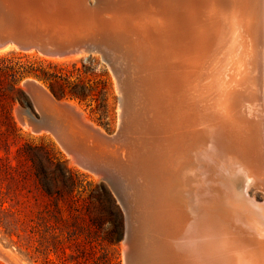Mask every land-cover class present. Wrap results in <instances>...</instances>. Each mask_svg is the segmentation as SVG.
I'll return each instance as SVG.
<instances>
[{
    "label": "bare ground",
    "instance_id": "1",
    "mask_svg": "<svg viewBox=\"0 0 264 264\" xmlns=\"http://www.w3.org/2000/svg\"><path fill=\"white\" fill-rule=\"evenodd\" d=\"M97 1L102 5V0ZM144 2V5L132 14L145 16L143 23L149 28H154L152 40L155 39L153 43L157 44V52L165 54L168 59L167 75L161 73L164 79H158L157 82L159 90L167 89L169 93L170 127L167 131V139L170 142L165 152L168 157L170 190L166 192L174 201L171 203L174 207L167 230L173 234L176 243L181 241L182 251L175 252L174 256L172 253H167V259L164 254L166 264H199V261H202L201 264H264V204H259L248 196V190L252 186H260L264 191V0H145ZM86 13L90 17L88 10ZM76 15L78 18H83L80 14ZM54 16L58 24L59 21L75 18L66 13H57ZM0 18L2 21H7L4 15ZM39 19L41 22L44 20ZM86 34H89V30ZM30 40L37 42L34 37ZM79 43L80 45H77L79 51L76 54L65 55V59H75L78 55L90 51L89 43ZM94 46L100 50V46L103 45L96 43L93 44ZM12 49L17 48L7 46L1 48L0 53ZM24 85L29 90V92L25 90L26 94L31 96L35 105L37 103L38 107L42 106V108L47 105L51 110L47 114L43 108L45 114H42V121L34 119L31 123L34 130L37 133L51 132L62 148L73 156L76 164L85 170L105 179L104 173L94 168L108 169L110 185L124 200L123 205L128 218L129 231L125 240L124 255L143 264V257L140 253L137 254L138 248L133 249L130 244L135 238L133 237L131 241L130 239L135 233L132 230L133 217L137 212L144 222L147 217L148 224L151 223L148 219L151 210L147 207L146 213L143 212L141 203L148 199L154 200L155 193L158 192L154 184L155 178L157 180L159 175L156 166L157 157L153 159L151 157L147 162L145 160L147 168H150L148 164L153 161V168L148 172L142 167L144 160L136 159L131 164L128 162L131 170L140 173L139 181L144 183L136 198L134 209L129 201L128 176L126 177L121 167L119 172L115 173L116 164L120 162L115 159L107 160L113 156L109 154V158L104 157L83 141L82 145L77 143L76 137L70 132L67 123H71V118L83 131L94 134L92 129L97 130L84 119L83 113L73 104L57 103L53 106L56 103L54 98L35 81H28ZM199 86L209 91L208 100L211 109H214L212 118L208 115L210 118L205 119L206 114H203L205 109L199 110V103L196 102L202 94ZM170 102H173V105ZM171 106L179 107L182 111H172ZM127 114L129 115L128 112ZM25 116L27 115L19 113L23 124L27 123ZM125 116L123 115L122 120L126 127L129 119L127 118L126 124ZM133 124H135L133 126L137 125L135 122ZM124 132L121 139L115 137L111 142L96 137L106 145L112 146L113 143L119 145V142H123ZM75 144L80 146L75 147ZM117 175L122 177V182L127 186V189L123 188L122 194L112 185L116 183ZM156 205L154 202L153 206ZM153 217L155 221L158 212H154ZM222 218L227 222H223L224 226L219 224ZM1 248L0 259L7 264H25L18 257Z\"/></svg>",
    "mask_w": 264,
    "mask_h": 264
},
{
    "label": "rangeland",
    "instance_id": "2",
    "mask_svg": "<svg viewBox=\"0 0 264 264\" xmlns=\"http://www.w3.org/2000/svg\"><path fill=\"white\" fill-rule=\"evenodd\" d=\"M71 1L75 7L80 6L78 0ZM87 1H84V5L80 8V10L84 11V14H80L83 18H78L76 14H73L74 19H65L59 21V24L72 21V23L76 22L74 25L76 32L84 30L85 33H88L89 30V34H86L88 37L83 35L86 38L74 44L77 46L80 45L79 42L89 43L88 46L90 47L91 45L90 49H88L90 50L89 52L69 60L64 57L65 60L63 58L46 57L36 52L23 53L17 49L0 53V70L7 71L6 75H9V77H1L0 75V89L4 93H9L14 102L13 116L19 130L18 135L15 137L0 136V210L5 209L9 212V214L0 212V248L2 247L1 249L5 250V252L9 251L25 264H103V247L99 246L100 242L98 241L99 245H96L95 243L90 244L89 241L92 237L98 240L110 237L119 243L110 248L104 245L105 252L118 264H125L126 245L124 236L127 226L126 218L111 190L103 182L105 180L104 177L93 174L77 165L73 156L62 148L51 132L33 133L32 129L34 130V127L31 123L34 119L37 120L34 116L36 111L32 107L21 106L22 96L10 89L12 81V77L10 78L11 73L8 72L10 68H14V70L24 74V72L26 73L27 70L33 67L50 75L45 77V81H39L32 76L22 80L20 88L24 91L29 92L24 85L26 82H37L54 98L53 100L56 103L53 106H56L57 103L75 105L83 113L84 119L103 134L106 133L112 136L117 133L119 125L124 127L123 142H119V145L118 143H113L111 146L101 142L94 134L83 131L73 118H71L72 124L70 122L67 123L70 132L76 137L77 143L79 142L82 145L85 142L87 146L95 148L92 149L93 151L100 152L104 157L113 156L109 159L106 158L107 160L115 159L120 162L116 164L115 173L119 172V167H121L126 177L128 176L127 180L130 184L129 201L134 209L136 207V198L144 183L139 181L140 173L131 170L129 163H134L136 159L144 160L142 167L148 172L150 168H153V161L148 164L150 168H147L145 160L147 162L151 157V159L157 157L158 165H155L159 175L157 180L155 178L154 184L158 192L155 193L154 200L148 199L141 203L143 212L146 213V210H148L146 208H150L151 213L148 215V219L151 223L148 224L147 217L144 222L138 215V210H135L137 214L133 217L132 229L135 233H133L134 236L132 234L130 241L133 240V237L135 239L130 244L133 249L138 248L137 254L139 255L140 253L143 257V264H166L164 254L167 259V253H172L174 256L175 252L181 253L182 251L181 241L179 240L176 243L173 234H170L167 230V226L172 219L174 207L171 204L174 201L166 192L170 190L168 157L165 152L167 145L169 146L168 142H170L167 139V131L170 127L169 93L167 89L161 88L159 90L160 87L157 82L158 79H164V75H161V73L166 74L168 72V59L165 54L157 52V44L153 43L155 39L152 40L154 28H149L144 24L145 19L143 17L145 16L143 14L140 16L132 14L144 5L145 0H102V5L97 0H91L90 4ZM94 3L99 4L100 8L102 7L101 9L104 10L102 15H95ZM113 7L114 9H112ZM85 8L88 10L90 17H88ZM117 12L118 14H116ZM54 15L53 19L56 21ZM59 18L62 17L59 16ZM92 18L95 22H93ZM103 18L105 19L103 20ZM77 20L79 21L78 24ZM39 21L41 22L40 19ZM93 23L96 24L94 25ZM63 28L67 31L66 27ZM116 29H119V31ZM96 43L103 45L100 46L102 52L100 50H91L93 44ZM149 70L151 71L149 72ZM39 75L43 77V75ZM198 88L202 91L198 98L199 101L196 99V102L199 103V110H206L203 112V114H206L205 119L210 118L208 115H211L212 118L214 109H211L208 100L209 96L207 93L209 91L207 89L205 91L200 86ZM53 94H56L60 101ZM170 103L173 105V102ZM36 107L41 115L45 114L43 108H45L47 114L51 111L47 105L42 108V106L38 107L36 103ZM201 107L203 108L201 109ZM171 110L182 111L181 108L175 106ZM19 113L27 115L25 116L26 124L21 122ZM194 113L197 112L194 111ZM123 115H126V124L128 119L130 121H128L126 127L123 124ZM132 122L137 123L138 126H133L135 124ZM137 127L142 133L138 131ZM133 128H136V130H133ZM6 130L5 127H0V134H8ZM139 141L141 142L139 143ZM79 144L74 146L79 147ZM28 154H32L37 163L45 162L48 156L55 158L54 165L50 166L53 180L48 182V187L52 190H60L61 196L57 202L62 213L60 215L54 214L57 220H48L51 218H49L45 209L53 210L54 203L43 193L37 178L38 168L30 160L29 156L31 155L28 156ZM103 156L101 157L103 158ZM66 168L76 175L74 186L70 185L67 180L61 179V173L65 172ZM116 180L120 182L122 188L125 187L127 189L120 175L116 176ZM130 182L134 183V185ZM250 189L248 190V196L251 199L254 198L257 203L264 204V191L260 186H252ZM108 194L116 203L121 214V229L119 230L113 224L114 218L112 216L116 214V211L109 205ZM154 202L157 204L155 207L153 206ZM215 204L218 205V203ZM154 212H158V218L155 221ZM215 212H217V209ZM45 220L48 221L46 222ZM153 221L155 222L154 224ZM219 221V224L224 226L223 218ZM224 223H227L226 220ZM47 235L50 236L49 243L54 235H60V240L64 241L62 250H59L58 253L56 251V254L42 255L37 253L38 240H40L41 236ZM136 256L134 257L136 258ZM131 263L142 264L138 260H132ZM201 263L202 261H199V264ZM0 264L7 263L0 259Z\"/></svg>",
    "mask_w": 264,
    "mask_h": 264
},
{
    "label": "water",
    "instance_id": "3",
    "mask_svg": "<svg viewBox=\"0 0 264 264\" xmlns=\"http://www.w3.org/2000/svg\"><path fill=\"white\" fill-rule=\"evenodd\" d=\"M78 1V4L80 5L79 7H74L71 0H0V17L4 15L8 21H2L0 18V49L7 46H14L20 52H36L37 54L46 57L56 56L63 58L69 53L76 54L80 48L74 45V43L84 40L88 36L83 37L84 34L86 35L84 30L76 32L74 28L76 22L72 23V21H67L65 24H63V22L61 25L58 24L54 21L53 14L66 13L69 16H73V14H84V11L80 10V8L84 5L83 3L86 0ZM87 3L90 4V1L88 0ZM93 8L97 15H102L104 13V10H102L96 3L93 4ZM26 14L27 16H25ZM38 16L44 19L43 23L39 21ZM63 27H66L67 31H65ZM32 37L36 38L37 42L31 41L30 38ZM91 50L99 51L96 46L91 48ZM27 96L30 99L32 108L36 111V114H34L35 118L37 121L41 122L43 117L40 111L37 109L31 96L28 94ZM29 111L31 110L29 109ZM92 130L94 135L98 138L111 142L115 137L122 138L123 127L119 125L117 133L112 136L107 135L106 133V135H104L100 131H95L94 129ZM32 131L35 134H39L33 129ZM64 143L68 144V142L65 141ZM94 169L101 170L104 173L105 180H103V182L109 187L118 206L125 215L127 226L124 240H127L129 230L127 213L123 205L124 200L112 189L109 182L111 178L109 177L110 174L108 169L100 167ZM115 182L116 183H113L112 185L117 192L122 194V192H124L122 185L118 180ZM131 262L132 260L130 256H125V264H133Z\"/></svg>",
    "mask_w": 264,
    "mask_h": 264
},
{
    "label": "trees",
    "instance_id": "4",
    "mask_svg": "<svg viewBox=\"0 0 264 264\" xmlns=\"http://www.w3.org/2000/svg\"><path fill=\"white\" fill-rule=\"evenodd\" d=\"M4 70H0V75L1 77H9V75H6L7 71L4 73ZM10 74V78L12 77V81L10 84V89L11 91L17 92L20 96H22V100L20 101L21 106L24 107H32L31 102L29 97L27 96L26 92L20 88V83L22 82V80L27 79L28 77H35L36 79H38L39 81H45V77L49 76L50 74H47L44 71H40L37 70L33 67H31L30 70H27V72L24 74L21 72H18L16 70H14V68H10L8 70ZM40 72V73H39ZM43 75L40 76L39 74ZM51 76H53V74H51ZM37 80V81H38ZM9 84V83H8ZM1 87V85H0ZM57 99L58 96H56V94H53ZM64 99V98H63ZM60 101V99H59ZM62 101V98H61ZM13 100L10 96L9 93H4L1 91L0 89V127H5L8 132V134L6 133H2L0 134L1 137H9V136H17L19 133V130L17 128L16 122L14 120V116H13ZM30 149V148H28ZM31 155V156H29ZM28 156L30 157V160L35 164V166H37V178L38 181L40 183L41 189L43 191V193L52 200V202L54 203V209L53 210H49L48 208L45 209L47 215L49 216V218L51 219H47L48 220H53L56 219L54 214H58L60 215L62 213L59 205H58V198H60L61 194H60V190H52L48 187V182H51L52 179V173L50 172V166L54 165V157H50L48 156V158L46 159L45 162H36L34 157L32 156V154H28ZM75 178L76 175L69 169L66 168L65 172L61 173V179L62 180H67L70 185L74 186L75 185ZM62 193V192H61ZM108 199H109V205L112 209H114L116 211V214L113 215L112 217L114 218V222L113 224L116 226V228L119 230L121 229V214L119 212V209L116 206V203L113 201V199L111 198V196L108 194ZM50 208V206H48ZM0 212H2L3 214H9V212H7L5 209L4 210H0ZM53 212V213H52ZM48 220H45L46 222ZM66 222V221H65ZM68 223V222H67ZM60 235H54L52 237L51 242L49 243V239L50 236H41L40 240H38V246L36 248L37 253L45 255V254H49V253H55L56 251L58 253L59 250H62V246L64 247V241L60 240ZM91 240L89 241L90 244H96L99 245V243H97L98 241L100 242L99 246H102V262L103 264H118L117 262H115L108 253L105 252V247L104 245H106V247H113L116 246L119 242L113 240L112 238H103L102 240H98L97 238H90ZM79 240V239H78ZM70 241V240H69ZM77 241V240H76Z\"/></svg>",
    "mask_w": 264,
    "mask_h": 264
}]
</instances>
